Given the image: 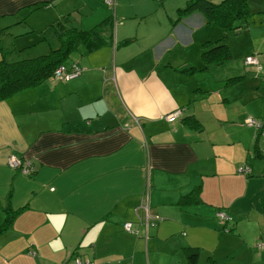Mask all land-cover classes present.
Wrapping results in <instances>:
<instances>
[{
    "label": "crops",
    "instance_id": "0c3cea01",
    "mask_svg": "<svg viewBox=\"0 0 264 264\" xmlns=\"http://www.w3.org/2000/svg\"><path fill=\"white\" fill-rule=\"evenodd\" d=\"M58 1L0 0V29ZM184 2L171 0L154 19L159 33L144 41L139 29L121 30L118 0L117 46L79 53L81 74L38 90L42 107L35 99L25 109L13 98L19 92L0 101V225L7 209L18 211L0 233V264H62L76 255L93 264H264V132L244 123L264 120V39L244 57L204 63L210 30L198 12L174 22ZM60 14L63 27L84 28L110 15L88 0L65 1ZM251 54L256 67L244 64ZM179 73L199 86L190 107ZM7 107L9 136L1 128ZM190 115L199 128L185 123ZM11 156L31 161L33 173L11 167ZM243 165L249 173L239 172ZM196 186L200 200L181 203Z\"/></svg>",
    "mask_w": 264,
    "mask_h": 264
},
{
    "label": "trees",
    "instance_id": "16d2710c",
    "mask_svg": "<svg viewBox=\"0 0 264 264\" xmlns=\"http://www.w3.org/2000/svg\"><path fill=\"white\" fill-rule=\"evenodd\" d=\"M108 5L113 9V13L97 24L90 26L88 29L75 26L63 27L64 25L59 24V29L56 31L59 40L58 46L52 48L47 54H42L36 57L18 58L15 57L17 55L16 51L19 53L21 49H16V46L13 43L11 45H5L0 39V101L7 99L22 90L37 87L49 78H53L56 82L70 81L78 77L82 72V67L78 62L80 57L79 53L85 55L105 45L117 46L113 39L115 5ZM176 12L177 16L174 19V22L181 20L183 17L193 12H198L203 15L207 23H215L221 27L224 30L225 35L226 32H232L238 28L245 27L247 25L246 19L250 15L248 0H186L185 4L178 7ZM243 19L245 24L244 22L238 23V20ZM23 20H25V17L20 18L17 21ZM10 27L11 26H8V32L11 31V34H13L12 36H19L30 31L27 29L26 31L22 30L13 32ZM3 30L4 28L0 29V34H2L1 32H3ZM130 40L131 39H125L124 41H121L120 44L126 43ZM223 40V38L217 39L214 43L205 45V49L203 43L200 56L204 63H219L232 58L233 55L231 50ZM8 44H10L9 41ZM75 51H77V53L75 55L73 54L71 57V54ZM247 57L256 59L257 63H246ZM258 62V58L254 54L248 55L244 58V64L246 66L254 65L256 67L259 64ZM59 67H62L61 74L60 76H56L55 71ZM236 79H240V76H233L228 80L234 81ZM184 121L197 128L201 126V123L192 115L187 116ZM21 162L22 165L25 164L26 166L27 164L29 169L26 172L22 171L24 168L21 166H15L13 168L24 175L30 176L34 171L31 161L29 163L21 160ZM199 190L200 186H196L190 192L183 195L180 202L188 204L197 203V201L200 200ZM6 211L5 221L0 225V233L11 224L15 214L18 213V211H11L9 209ZM223 226H225V224H223ZM186 250L189 257V263H192L196 256V251L194 248L190 247ZM208 264L214 263L212 260H208Z\"/></svg>",
    "mask_w": 264,
    "mask_h": 264
},
{
    "label": "rangeland",
    "instance_id": "374dc122",
    "mask_svg": "<svg viewBox=\"0 0 264 264\" xmlns=\"http://www.w3.org/2000/svg\"><path fill=\"white\" fill-rule=\"evenodd\" d=\"M65 1L72 7H76L79 2V0H60L57 2L56 6L50 7L49 5H42L41 7H38L36 9L29 8L26 12L18 14L19 16L17 15L18 17L16 16L15 18L16 24L15 26H11V29L15 27L14 30L16 31V26H18V28L23 27V31H26L27 29H29L30 31H27V33L21 34L19 36H12L13 34H11V31L8 32V27L4 28L3 32H1L2 34H0L1 42L5 45H11L13 43L16 46V49H21L19 53L18 51H16L17 55L15 57L18 58L36 57L42 54L49 53L50 50L57 47L59 43L56 31H58L59 29V23L61 24L60 10L61 7L65 4ZM88 2L90 3V6L95 7V9H98L100 12L104 11L108 12L109 14L113 13V9L111 7H108L109 5L105 2V0H88ZM117 2L118 0H116L115 8L118 5ZM120 2L121 3L119 5V10L124 14L122 15V18L120 20L122 23L121 30H123V32L128 35L130 34L131 29H135L134 32L139 29L140 36L144 38V41L153 39L159 33V29L154 28V19L158 15H160L166 8H172L171 0H129L128 2H126V4L123 0H120ZM127 8L130 10L129 13L127 12ZM248 8L250 15L246 19L247 25L245 27L238 28L235 31L226 32V35L224 33V30L215 23H207V28L210 30L208 33L209 41L204 43V49L205 45L214 43L217 39L223 38L224 43H226L231 50L233 57H244V55H246V53L250 50L252 42H262L264 39L262 32V30L264 29V0H248ZM73 12L76 15L80 16L77 10H74ZM136 13L138 15H136ZM55 14L59 18V23L55 22L54 20V17H56ZM24 17L25 20L20 22L17 21L18 19ZM240 22H244L245 24L244 19L238 20V23ZM8 41L10 42V44H8ZM263 47L264 46H262V48ZM141 52L145 54L146 51ZM76 53L77 51L73 52L71 54V57ZM166 64L167 63L161 64V66H163L161 71L166 68L164 67ZM213 65L218 66L220 65V63H213ZM178 75L180 80H184L183 90H181V94L184 96V104H188L189 106L188 102L190 100V97L193 95L194 89L199 86L196 85L194 87V80L185 78L181 73H179ZM176 76L177 75L175 74V77ZM165 78L167 81L173 80L172 75L170 74L165 75ZM197 80H201V77L199 76ZM50 82L55 81L53 78H49L35 87L36 91H33L32 89H25L17 93L13 98H19L20 100H22H18L17 102L21 103V105H23L25 109H27V102L35 99L39 101L37 103H33L32 106L42 107L44 103L47 102L43 100V96H41V98H37L36 96L38 90H42L43 86L50 84ZM54 98L55 97H53V102ZM203 104L207 105V102L204 101ZM180 110L182 109L180 108ZM3 116L9 117L8 120H3L1 122V128L4 130L5 135L9 136L10 129L12 130L13 128V123H10L12 122V116L9 112V107H7V112L6 114H3ZM201 119H204L203 116H201ZM70 263H73V259L70 261Z\"/></svg>",
    "mask_w": 264,
    "mask_h": 264
},
{
    "label": "built area",
    "instance_id": "2783aa9c",
    "mask_svg": "<svg viewBox=\"0 0 264 264\" xmlns=\"http://www.w3.org/2000/svg\"><path fill=\"white\" fill-rule=\"evenodd\" d=\"M105 2H107L108 4L114 6L115 5V0H105ZM246 63H251V64H256L257 63V60L254 59V58H251V57H247L246 59ZM61 70H62V67H59L56 71H55V75L56 76H60L61 74ZM181 111L180 109H177L175 111H173L172 113H170L168 115V118H174L175 116H178L179 114H181ZM245 123L249 126H252L254 127L255 129H259L261 131L264 132V120L263 119H259V118H253V117H249L247 119H245ZM8 163L12 166V167H15V166H21L22 168V171L23 172H26L29 168L27 167V164L25 166L22 165V162H21V159H18L16 157H13L11 156L9 159H8ZM239 172L243 173V174H247L250 172V167L248 165H244L242 167L239 168ZM142 206L147 210V207H148V204H147V199L142 202ZM216 217L219 219L220 222L222 221H225L228 219V215L225 211H222V210H219L217 211L216 213ZM124 228L126 230H130V223H125L124 224ZM73 263L72 264H93L90 260L88 259H83L81 257H73ZM62 264H71L70 262H63Z\"/></svg>",
    "mask_w": 264,
    "mask_h": 264
}]
</instances>
